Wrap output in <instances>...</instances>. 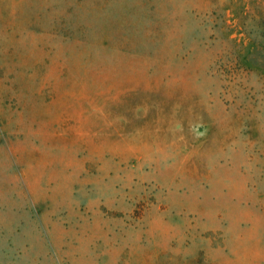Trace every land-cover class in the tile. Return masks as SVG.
<instances>
[{
  "label": "rangeland",
  "instance_id": "rangeland-1",
  "mask_svg": "<svg viewBox=\"0 0 264 264\" xmlns=\"http://www.w3.org/2000/svg\"><path fill=\"white\" fill-rule=\"evenodd\" d=\"M0 264H264V0H0Z\"/></svg>",
  "mask_w": 264,
  "mask_h": 264
}]
</instances>
